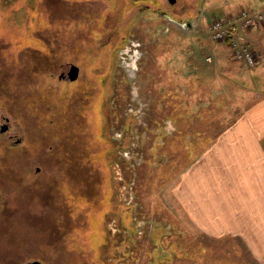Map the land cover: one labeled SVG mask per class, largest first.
Instances as JSON below:
<instances>
[{"label":"rangeland","instance_id":"374dc122","mask_svg":"<svg viewBox=\"0 0 264 264\" xmlns=\"http://www.w3.org/2000/svg\"><path fill=\"white\" fill-rule=\"evenodd\" d=\"M263 7L264 0H0V121L13 116L12 128L43 143L32 156L42 169L34 177L33 164L22 151L7 155L0 135V193L5 198L8 164L25 168L30 181L3 209L0 246L12 248L7 234L33 238L35 247L37 234L60 232L68 235L60 248L73 251L70 264H222L228 257L264 264L223 252L198 258V248L222 251L220 243L182 240L179 208L167 191L188 163L182 106L197 99L179 91L183 70H192L191 60H234L212 37V21ZM259 28L242 31L257 64L264 22ZM70 63L80 69L74 80ZM210 103L215 123L192 112L191 132L218 133L235 117L233 98Z\"/></svg>","mask_w":264,"mask_h":264},{"label":"crops","instance_id":"0c3cea01","mask_svg":"<svg viewBox=\"0 0 264 264\" xmlns=\"http://www.w3.org/2000/svg\"><path fill=\"white\" fill-rule=\"evenodd\" d=\"M254 32L251 31L252 37ZM210 61L191 60L192 70H183L185 73L181 74L179 91L197 99L182 106L189 116L180 124L188 163L181 166L174 182L171 179L168 195L177 203L172 209L179 208L182 240L209 239L220 243L222 251L218 247L198 248V258L223 252L226 256L235 254L234 257L250 255L263 263L264 60L254 67L220 55L213 66L206 65ZM227 96L233 98L235 117L222 131L211 134L213 128L208 133L205 129L197 132L188 129L186 124L191 122L192 112L202 113L206 124L215 123V106L210 102ZM210 113L212 119H206ZM196 125L197 129L202 127ZM237 242L244 250H237L240 246ZM230 260L228 257L222 264H236ZM197 263L210 264L206 259Z\"/></svg>","mask_w":264,"mask_h":264},{"label":"flooded vegetation","instance_id":"af4514ba","mask_svg":"<svg viewBox=\"0 0 264 264\" xmlns=\"http://www.w3.org/2000/svg\"><path fill=\"white\" fill-rule=\"evenodd\" d=\"M176 1L177 0H175V2H172L171 0H169V6L171 5L174 6V4H176ZM188 9L189 6L184 5L180 7L179 10L182 12H186ZM153 10L155 9L153 8ZM167 12L168 11L165 12L166 15L170 16ZM190 18L191 17L187 18V20L183 21L181 24H183L184 26L186 25L189 26L191 22L189 20ZM181 19L182 17H180L179 21H182ZM73 65H74L73 63H70L69 66L70 70L72 69ZM62 75L65 76L66 74H62ZM12 117L13 116L5 113L3 116H1L3 121H0V135H5L4 139L6 140L4 145L2 144L1 145L2 147L5 148L7 155L15 154V151L18 150L22 151L21 153L23 154L24 161H28L34 166L32 170H30L29 172L33 173L34 177H37L38 174L42 171V169L36 162H34L32 156L34 153L39 152V148L41 147L42 142L38 140L28 141L27 136L24 135V132L18 126H14L12 128L11 125ZM11 130H16L17 134L12 133ZM35 134L38 139L39 133L37 132ZM10 160L12 159L10 158ZM20 169L21 168L17 169L16 167L10 168L9 164L8 167L6 168V177L8 179L7 183L9 185L6 190L7 198L6 196L4 198V192L0 193V216L1 214H3L0 218L4 217L6 221L8 218V213L3 212V209H5L6 205H8L10 202L13 201L12 198L16 197L13 196L12 194H14L15 192L18 193L19 189L25 187L24 186L25 184L30 183L29 179H27L28 177H25L21 174V173H25L24 172L25 168H22L21 170ZM34 183L36 182H32V184ZM122 187L126 189V186H122ZM69 203L71 204V201ZM36 204L40 205V201L36 202ZM11 217L13 216H10V218ZM67 236L68 235L61 234L60 232H52V234H47L46 238H45V234L41 236L37 234V238H36L37 245L35 247H29V245H31L29 244V239H33V238L24 239V238H18L17 236H15L16 238H14L12 235L7 234L9 241L8 244L10 247L12 246V248L3 249L2 246H0V264H70V262L72 261L71 259L73 257L71 255L73 254V251L68 253L60 248L63 239H65ZM102 253H103L102 257L104 259V243L102 247ZM68 255L70 256L68 257ZM2 256L4 257V259L1 258Z\"/></svg>","mask_w":264,"mask_h":264},{"label":"built area","instance_id":"2783aa9c","mask_svg":"<svg viewBox=\"0 0 264 264\" xmlns=\"http://www.w3.org/2000/svg\"><path fill=\"white\" fill-rule=\"evenodd\" d=\"M264 22V9L262 10H241L239 14L226 18H216L212 21L210 31L212 37L220 42H228L232 55L235 59L242 60L248 66L257 64L258 55L250 49L249 44L242 40L243 30L259 28ZM239 35L237 36V34ZM228 38V40H226Z\"/></svg>","mask_w":264,"mask_h":264},{"label":"water","instance_id":"95a60500","mask_svg":"<svg viewBox=\"0 0 264 264\" xmlns=\"http://www.w3.org/2000/svg\"><path fill=\"white\" fill-rule=\"evenodd\" d=\"M172 2H175V0H171ZM79 76V68L76 65L72 66V69L69 72V79L74 80L78 78Z\"/></svg>","mask_w":264,"mask_h":264},{"label":"trees","instance_id":"16d2710c","mask_svg":"<svg viewBox=\"0 0 264 264\" xmlns=\"http://www.w3.org/2000/svg\"><path fill=\"white\" fill-rule=\"evenodd\" d=\"M226 40H228V38L226 39ZM226 44H227V47L229 46L230 47V45H229V43L228 42H226ZM255 52V54L256 55H258L257 53H256V51H254ZM233 56V55H232ZM233 58H234V60H239V59H235V57L233 56Z\"/></svg>","mask_w":264,"mask_h":264},{"label":"bare ground","instance_id":"6f19581e","mask_svg":"<svg viewBox=\"0 0 264 264\" xmlns=\"http://www.w3.org/2000/svg\"><path fill=\"white\" fill-rule=\"evenodd\" d=\"M79 74H80V69H79Z\"/></svg>","mask_w":264,"mask_h":264}]
</instances>
